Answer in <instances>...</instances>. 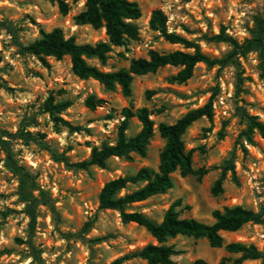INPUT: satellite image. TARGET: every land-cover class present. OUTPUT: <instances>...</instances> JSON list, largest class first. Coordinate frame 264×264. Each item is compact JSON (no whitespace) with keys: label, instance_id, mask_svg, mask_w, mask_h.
<instances>
[{"label":"rangeland","instance_id":"rangeland-1","mask_svg":"<svg viewBox=\"0 0 264 264\" xmlns=\"http://www.w3.org/2000/svg\"><path fill=\"white\" fill-rule=\"evenodd\" d=\"M65 1L67 14L48 0H0V21L18 28L24 44L39 38L40 30L51 32L56 28L62 29L67 37H75L79 44L107 40L104 29L95 30L75 23V16L84 9L83 2ZM129 1L137 3L142 12L137 22L140 40L116 47L106 67L95 60L89 61L105 72L128 69L132 60L147 58L150 50L161 53L194 51L170 44L151 30L154 10L165 13L169 32L199 45L212 58H222L231 47L207 39L225 33L241 43L250 38L255 19L264 14V0ZM239 63V67L225 68L198 64L193 78L184 85L171 84L168 79L180 69L166 67L156 74L136 77L133 96L126 99L119 87L108 91L95 80L77 78L69 57L41 61L35 56L22 55L11 36L0 30L1 129L15 132L23 118L37 117L38 124L30 131L41 134L58 154L68 158L70 165L88 160L93 147L115 142L125 108H147L156 130L147 157L112 158L106 169L80 170L55 161L48 151L37 145L14 142L20 164L51 197L56 209L53 213L41 201L32 206L36 216L34 231L30 227L28 208L18 195V177L5 167V155L0 150V264H35L26 243L31 236L34 246L41 252L43 264H110L147 244H156L144 228L135 223L123 224L118 212L100 210L99 193L109 180L134 174L143 167L157 170L159 154L165 145L158 126L174 124L188 111L204 106L217 90L213 121L204 118L196 122L184 136L187 150L194 151V169L205 168L209 173L202 181L175 174L173 189L136 204L134 210L161 222L166 211L181 201V206L176 208L181 218H193L206 224L214 222L212 212L216 209L241 205L258 210L264 202V139L257 135L255 145L247 146L248 155L241 152L240 135L245 122L237 116L236 108L242 107L264 123V58L253 52L240 58ZM90 95L103 100V104L95 110L89 109L85 102ZM50 97L55 101L73 102L60 117L79 130H71L44 112V104ZM140 128L137 118H132L127 135H136ZM234 148L240 186L231 181L229 174L224 193L214 197L211 187L220 174L214 167L219 166ZM88 222L93 223L92 229L85 232L83 228ZM223 236L226 243L242 242L264 249V225L248 224L239 232L223 233ZM169 244L182 252L173 258L177 264H190L197 259L219 264L224 257L233 260L238 257L227 254L224 249L212 248L206 239L179 236ZM125 264L147 263L134 259ZM243 264H264V261Z\"/></svg>","mask_w":264,"mask_h":264},{"label":"trees","instance_id":"trees-1","mask_svg":"<svg viewBox=\"0 0 264 264\" xmlns=\"http://www.w3.org/2000/svg\"><path fill=\"white\" fill-rule=\"evenodd\" d=\"M58 5L63 14H67L68 5L65 0H48ZM84 3V9L75 16V23L79 26H90L95 30L104 29L107 40L96 44H79L76 38L67 37L64 31L56 28L51 32L40 30L39 38L29 44H24L19 38V29L12 24L0 21V30H5L13 39L15 46L22 55L35 56L41 61L46 58H54L58 61L69 57L72 64L73 74L81 80H95L108 91H115L118 87L126 99L133 96V82L136 77L148 74H156L166 67L179 68L180 71L168 79L171 84L184 85L194 76L198 64H204L208 68L219 66L239 67V59L250 53H259L264 58V14L255 19L250 38L243 42L220 33L207 39L210 42L226 43L231 50L222 58H212L205 54L199 45L174 32H169L167 16L162 10H154L150 19V28L158 32L159 36L173 45H183L193 52L173 51L161 53L150 50L147 58H139L131 61L128 69L105 72L97 65L89 64L95 60L102 67L108 65L111 53L116 47H123L129 42L140 40V28L137 24L142 17V12L137 3L129 0H76ZM264 80V72L262 74ZM218 90L213 93L209 101L202 107L188 111L174 124L161 123L158 126L160 137L165 145L159 154L158 169L143 167L136 173L120 176L105 183L99 193V209L116 211L120 215L123 224L135 223L144 228L156 241V244H147L142 249L126 254L110 264H125L134 259H140L147 264H177L173 258L182 252L169 244V241L179 236L206 239L214 249H224L229 255H237L236 259L224 257L219 264H243L247 261H264V249L260 250L254 244L242 242L226 243L223 233H236L246 225H264V202L258 210L246 208L241 205L224 207L212 212L214 222L206 224L193 218H181L176 210L181 206V201L174 203L164 214L161 222L151 219L146 214L134 210L136 204L144 203L159 195L168 193L175 186L174 175L179 174L182 178L196 177L198 181L209 173V170L193 167V150H187L184 136L187 131L198 121L206 118L214 119V98ZM148 92V96H151ZM103 100L95 95L86 98V106L95 110ZM73 102L70 100L55 101L50 97L44 104V112L54 120L75 129L60 115L67 111ZM237 116L245 122V129L240 138V150L248 155L247 146L255 145V137L259 135L264 139V123L258 117L250 115L242 107H237ZM124 120L122 121L117 138L114 143L103 142L100 146L92 148L90 158L73 165L64 155L58 154L39 133L30 131L31 127L38 124L35 116L25 117L20 122L15 132L0 128V150L5 155V167L18 177L20 201L27 206L30 227L34 231L36 220L35 211L32 208L41 201L47 205L53 213L56 209L51 197L37 185L34 177L20 164L13 148L14 142H22L25 145H37L48 151L53 159L59 163H65L80 170H89L92 167L106 169L108 161L112 158L131 159L133 155L142 158L147 157L149 145L156 134L155 122L151 119V113L147 108L123 109ZM137 118L141 124L140 131L134 136H128L130 120ZM223 137V135H221ZM237 150L234 148L229 156L217 167L220 174L211 187V194L218 197L224 193V183L231 175V181L240 186V180L236 173ZM134 188V189H132ZM92 222L85 224L83 230L88 232L92 229ZM18 242H22L18 240ZM31 249L33 263L43 264L41 252L36 249L32 242V236L26 242ZM190 264H212L204 259H197Z\"/></svg>","mask_w":264,"mask_h":264}]
</instances>
